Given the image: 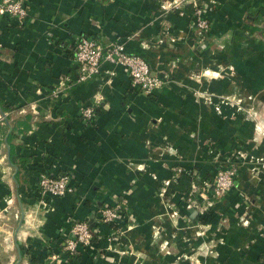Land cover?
Listing matches in <instances>:
<instances>
[{
    "label": "crops",
    "instance_id": "1",
    "mask_svg": "<svg viewBox=\"0 0 264 264\" xmlns=\"http://www.w3.org/2000/svg\"><path fill=\"white\" fill-rule=\"evenodd\" d=\"M198 2L210 26L198 43L185 3L28 0L23 21L0 18V100L15 109L0 126V264H263L264 0ZM81 36L122 43L162 86L143 95L108 64L75 84ZM16 124L29 129L8 143ZM40 174L70 175L71 192L43 201ZM79 221L93 247L50 261Z\"/></svg>",
    "mask_w": 264,
    "mask_h": 264
},
{
    "label": "built area",
    "instance_id": "2",
    "mask_svg": "<svg viewBox=\"0 0 264 264\" xmlns=\"http://www.w3.org/2000/svg\"><path fill=\"white\" fill-rule=\"evenodd\" d=\"M164 9H176V4L182 0H158ZM28 0H0V18L17 19L23 21L27 16ZM173 5V6H172ZM202 8L194 6L192 11L189 30L197 36L199 42L207 34L210 26L208 20L204 19ZM73 59L77 65V75L75 84H80L91 80L100 73L101 66L108 64L112 67H122L125 69L129 79L130 88L137 90L143 95H151L162 86L161 80L151 74L148 64L143 58L127 53L124 45L120 42H113L104 47L96 44L86 36L78 38L74 50ZM83 120H90L93 117L91 109H83L80 112ZM4 114L0 113V126L4 124ZM236 168L230 166L216 172L212 182V194L215 198L224 196L234 183ZM70 175L53 176L50 174H40L38 179L39 195L44 201L46 198H57L71 192L69 187ZM124 203H116L113 207H104L98 210V216L103 223H112L123 216ZM94 231L86 221L74 222L66 237L61 243V252L54 253L49 257L50 261H57L62 257H75L81 249L93 247ZM264 264V261H263Z\"/></svg>",
    "mask_w": 264,
    "mask_h": 264
},
{
    "label": "trees",
    "instance_id": "3",
    "mask_svg": "<svg viewBox=\"0 0 264 264\" xmlns=\"http://www.w3.org/2000/svg\"><path fill=\"white\" fill-rule=\"evenodd\" d=\"M13 110H15L14 108H12V107H7V106H5L2 102H1V100H0V113L1 114H5L6 115V117L4 118V121H6L7 119H8V116H9V114L13 111ZM29 120V118L28 117H26V119H25V122L26 121H28ZM21 127V126H20ZM20 127H19V125L18 124H16L15 126H13V128L11 129V131H10V133L7 135V142L9 143V141L11 140V138L13 137V135H14V133H18V134H20V133H26L27 131H28V126L27 127H24V128H22V129H20ZM6 128V127H5ZM0 134H1V136L2 137H5V135H6V132H5V130H3L2 132H0ZM207 217L204 215V216H201V218L200 219H202L203 221H204V219H206ZM90 226V225H89ZM87 250H89V249H87ZM61 252V244L59 245V247H58V249H57V252H55V253H60ZM78 254V253H77ZM76 254V255H77ZM75 255V256H76ZM72 258H74V257H70V258H65V259H67V260H71ZM49 263V262H48Z\"/></svg>",
    "mask_w": 264,
    "mask_h": 264
},
{
    "label": "rangeland",
    "instance_id": "4",
    "mask_svg": "<svg viewBox=\"0 0 264 264\" xmlns=\"http://www.w3.org/2000/svg\"><path fill=\"white\" fill-rule=\"evenodd\" d=\"M172 1H175V0H172ZM198 1H200V0H182L181 2H179V3H175L176 4V9H175V7H173L174 9H170L169 11H167L166 12V10L164 9V6L162 7V4L159 2V5L161 6V8H162V10H163V12H164V14H167V13H177V14H180V7H181V5L182 4H187V5H189V6H191V10L193 11L194 10V6H197V7H199V8H202L201 7V5H202V3H200V2H198ZM173 6V5H172ZM204 17V16H203ZM204 19L205 20H208V19H206L205 17H204ZM188 31H189V33L190 34H192V35H194L193 34V32L192 31H190L189 30V25H188ZM209 31V30H208ZM208 33V32H207ZM206 35V34H205ZM195 36V35H194ZM197 36L195 37V39H194V43H198V41H197ZM202 39H204L203 37H202ZM202 39L200 40V42L202 41ZM241 156V155H240ZM236 173V172H235Z\"/></svg>",
    "mask_w": 264,
    "mask_h": 264
}]
</instances>
